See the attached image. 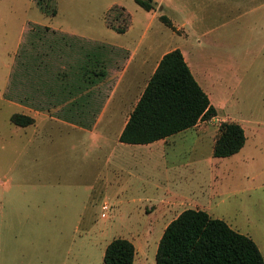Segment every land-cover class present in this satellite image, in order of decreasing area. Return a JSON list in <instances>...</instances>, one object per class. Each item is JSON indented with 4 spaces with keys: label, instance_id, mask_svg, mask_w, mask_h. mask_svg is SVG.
Wrapping results in <instances>:
<instances>
[{
    "label": "rangeland",
    "instance_id": "obj_1",
    "mask_svg": "<svg viewBox=\"0 0 264 264\" xmlns=\"http://www.w3.org/2000/svg\"><path fill=\"white\" fill-rule=\"evenodd\" d=\"M152 1L155 9L147 11L135 0H52L48 10L37 0H0V23L10 34L8 48L0 40V264H105L106 247L118 238L142 253L135 264H156L165 227L188 209L225 221L264 257V15L248 14L250 0ZM227 3L234 5L225 10ZM111 5L133 16L135 32L108 27L119 25L118 10L106 22ZM157 8L188 39L151 20ZM24 23L43 25L42 36L51 25L129 42L162 32L163 50L188 46L197 67L202 57L203 86L217 117L129 148L115 145L117 129L102 125L81 130L50 118L15 125L11 116L24 111L5 100L3 82ZM52 38L64 46L62 36ZM123 106L112 101L108 114L120 109L119 117ZM223 120L240 124L247 141L239 153L217 158Z\"/></svg>",
    "mask_w": 264,
    "mask_h": 264
},
{
    "label": "crops",
    "instance_id": "obj_2",
    "mask_svg": "<svg viewBox=\"0 0 264 264\" xmlns=\"http://www.w3.org/2000/svg\"><path fill=\"white\" fill-rule=\"evenodd\" d=\"M250 1L251 5L255 6L248 14L253 15L260 10L263 16L264 0ZM260 1L262 2L258 4ZM233 5L227 3L223 7L228 10ZM160 7L159 10L162 11L163 7ZM112 8L111 5L105 9L106 22ZM157 10L158 8L151 20L161 21L162 14ZM135 23L132 16L130 26L123 34L111 28L108 23L107 25L118 35H128L135 32ZM41 27L43 25L36 23L22 25L3 82V92L5 97H8L5 100L12 103L17 110L24 111V115H32L28 116L34 118V124L39 118L42 120L50 118L81 130L85 127L97 128L100 125L104 129L114 128L117 129L115 145L128 146L127 148L151 146L168 140L171 137L147 145H136L122 143L120 136L161 60L175 49L182 52L193 76L205 91L203 69L199 66L202 57L197 62V67L194 55L192 58L191 48L186 50L188 46L174 44L173 48L163 50L164 36H160L162 32L148 39L144 38L143 32L140 38L129 42L78 34L51 25L45 26L50 31L47 32V36H42ZM174 27L176 30L169 27L174 38L188 39V34L183 32L182 28L175 25ZM210 33L211 30L205 36ZM56 35L63 37L61 41L64 46H57L56 40L52 38ZM9 36V27L2 21L0 40L6 42L7 48L8 43L5 39L9 40ZM61 47L64 49L59 51ZM114 100L116 105H125L119 117L116 112H120V109L114 108L113 112L108 114ZM128 104H131L129 109ZM200 123L194 128H198ZM140 254L136 249L134 264L137 257L140 258Z\"/></svg>",
    "mask_w": 264,
    "mask_h": 264
},
{
    "label": "trees",
    "instance_id": "obj_3",
    "mask_svg": "<svg viewBox=\"0 0 264 264\" xmlns=\"http://www.w3.org/2000/svg\"><path fill=\"white\" fill-rule=\"evenodd\" d=\"M49 9L52 0H37ZM143 9H155L152 0H135ZM120 14L119 25L109 26L124 33L130 26L131 14L114 6ZM111 10V11H112ZM57 10L53 9V15ZM160 20L175 29L171 20ZM46 32L50 31L45 28ZM56 33V32H54ZM217 117V109L193 76L182 52L175 49L161 60L120 136L125 144L147 145L165 140L196 127L199 122ZM11 122L18 126L34 124V118L14 114ZM244 128L233 121L223 122L216 136L213 155L231 157L245 146ZM135 245L123 238L113 240L104 253L105 264H134ZM156 264H264L257 244L248 236L232 229L225 221L211 217L203 210L188 209L168 224L158 244Z\"/></svg>",
    "mask_w": 264,
    "mask_h": 264
},
{
    "label": "built area",
    "instance_id": "obj_4",
    "mask_svg": "<svg viewBox=\"0 0 264 264\" xmlns=\"http://www.w3.org/2000/svg\"><path fill=\"white\" fill-rule=\"evenodd\" d=\"M102 209H103V211H107L108 210V206L105 204V205H103ZM102 216L105 217L106 214L103 213Z\"/></svg>",
    "mask_w": 264,
    "mask_h": 264
}]
</instances>
